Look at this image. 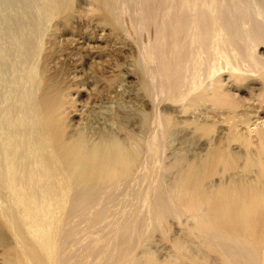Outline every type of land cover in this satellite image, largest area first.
<instances>
[{
    "label": "bare ground",
    "instance_id": "obj_1",
    "mask_svg": "<svg viewBox=\"0 0 264 264\" xmlns=\"http://www.w3.org/2000/svg\"><path fill=\"white\" fill-rule=\"evenodd\" d=\"M75 1L112 29L124 19L152 28L141 50L169 112L147 140L71 127L69 84L44 51ZM259 44L264 0H0L3 264H208L211 254L215 264H264V120L245 110L218 138L210 122L233 109L230 81L264 77ZM139 115L148 133L150 116ZM177 134L204 137L205 153L184 157L179 145L162 162L159 148ZM182 216L188 230L158 260L152 235Z\"/></svg>",
    "mask_w": 264,
    "mask_h": 264
},
{
    "label": "rangeland",
    "instance_id": "obj_2",
    "mask_svg": "<svg viewBox=\"0 0 264 264\" xmlns=\"http://www.w3.org/2000/svg\"><path fill=\"white\" fill-rule=\"evenodd\" d=\"M75 7L74 16L58 26L44 51L49 71L69 84L72 114L68 120L71 127L81 129L91 137H96L99 132L119 137L130 133L142 135L147 140L148 136L156 133L159 112H169V101L155 96V81L151 76L154 67L141 50V43L147 40L152 28L139 33L134 28L129 29L130 21L124 19L120 30L112 29L92 18L87 5L76 2ZM256 51L264 57L263 44H259ZM222 78L226 79L227 74L223 73ZM227 86V100L233 109L214 113L210 122L213 120L216 126L215 138H218L220 128L226 125L229 117L238 119L245 110H250L251 116L259 115L264 120V77L248 72L244 78L230 81ZM140 111L150 116L148 133L140 131ZM191 139V134H177L165 140L157 152L162 155V162H169L174 155L173 147L179 145L184 147L183 151H176H182L184 157L204 154V137ZM170 143L171 146H168ZM155 181L151 186H155ZM188 228L185 216L170 218L167 230L152 235L150 246L158 260L163 261L169 256L172 240L183 237ZM211 255L208 264H215V254ZM186 263L194 264L189 260ZM0 264H3L1 251Z\"/></svg>",
    "mask_w": 264,
    "mask_h": 264
}]
</instances>
